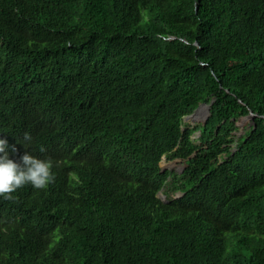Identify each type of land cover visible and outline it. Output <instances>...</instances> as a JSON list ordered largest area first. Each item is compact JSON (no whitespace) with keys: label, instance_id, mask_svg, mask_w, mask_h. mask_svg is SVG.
<instances>
[{"label":"trees","instance_id":"obj_1","mask_svg":"<svg viewBox=\"0 0 264 264\" xmlns=\"http://www.w3.org/2000/svg\"><path fill=\"white\" fill-rule=\"evenodd\" d=\"M10 8L0 45L27 60L0 62V82L30 95L17 112L40 149L87 159L64 221L0 200V264H264V0ZM212 101L205 125L184 121Z\"/></svg>","mask_w":264,"mask_h":264},{"label":"clouds","instance_id":"obj_2","mask_svg":"<svg viewBox=\"0 0 264 264\" xmlns=\"http://www.w3.org/2000/svg\"><path fill=\"white\" fill-rule=\"evenodd\" d=\"M22 2L0 0V30L17 25L13 23L15 13L10 4ZM26 60L22 50L11 51L0 45V62L9 69L11 65H24ZM29 98L30 95L12 98L0 82V200L13 202L18 211L37 221H53L51 216L63 220V215L70 216L77 204L76 188L87 154L75 143L70 147V159L63 157L64 146H60L57 152L40 149L38 135L31 140L29 126L32 118L17 112L21 103L27 110ZM8 220L9 210L0 205L1 241L6 237Z\"/></svg>","mask_w":264,"mask_h":264},{"label":"water","instance_id":"obj_3","mask_svg":"<svg viewBox=\"0 0 264 264\" xmlns=\"http://www.w3.org/2000/svg\"><path fill=\"white\" fill-rule=\"evenodd\" d=\"M213 104V101L209 104H202L200 105L193 113H191L190 115H187L184 117V121L186 120H189L191 121L193 124L195 123H199V124H202V125H205L207 119L210 117V109H211V106ZM200 110L203 111V116L200 118V119H195L193 118V116L199 112ZM256 116V114H253L252 112H250L249 116H247L246 118H242L241 120H244V119H252ZM197 137L200 136V132H197ZM183 167L177 169V171L179 172H182L183 171ZM181 194H177V196H180ZM160 197H163V195L160 193L159 194Z\"/></svg>","mask_w":264,"mask_h":264},{"label":"rangeland","instance_id":"obj_4","mask_svg":"<svg viewBox=\"0 0 264 264\" xmlns=\"http://www.w3.org/2000/svg\"><path fill=\"white\" fill-rule=\"evenodd\" d=\"M201 117L202 116L198 112L193 116V118H195V119H200ZM249 121H250V119L240 120V121L237 122V126H239L240 128H243L246 124H248ZM186 122H189L190 124H193L189 120H186ZM196 137H197V135H195L194 138H196ZM162 164H163L164 167L166 166L164 162Z\"/></svg>","mask_w":264,"mask_h":264},{"label":"bare ground","instance_id":"obj_5","mask_svg":"<svg viewBox=\"0 0 264 264\" xmlns=\"http://www.w3.org/2000/svg\"><path fill=\"white\" fill-rule=\"evenodd\" d=\"M198 113H200V115L203 116V111L202 110H200Z\"/></svg>","mask_w":264,"mask_h":264}]
</instances>
